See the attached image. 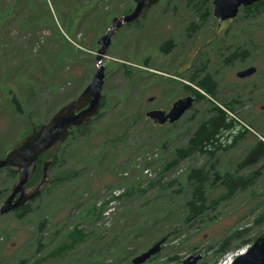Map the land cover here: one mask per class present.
Returning <instances> with one entry per match:
<instances>
[{
	"label": "rangeland",
	"instance_id": "1",
	"mask_svg": "<svg viewBox=\"0 0 264 264\" xmlns=\"http://www.w3.org/2000/svg\"><path fill=\"white\" fill-rule=\"evenodd\" d=\"M34 1L36 5L43 3V0ZM179 1L183 0H161L142 17L139 26L128 29L124 27L113 38L112 46L103 58L106 75L103 93L109 98V105L86 129L87 139H81L78 147L66 146L63 163L49 169L48 182L42 189L52 186L55 175L60 172L75 170L78 176H70L63 184L44 193L41 199L34 200V212L26 218L18 220L14 212L0 216V264H19L21 261L33 264L65 241L74 225H80L85 232L94 235L77 246L75 251L49 258L40 264H132L133 258L147 251L153 244L133 256H120L116 252L120 242H124L132 231L133 224L139 223L147 229L142 233L143 237L154 230H163L161 236H169L162 253L148 264H178L196 256H202L198 264L205 261L217 264L221 259L215 263V251L230 234L250 228L246 237L233 238L228 254L248 249L264 234V159L249 167H240L241 160L252 144L257 139L264 141V12L252 20L237 17L238 21H225L220 28L213 9L211 18L202 22L199 16L185 7V0ZM17 3L18 0H0V15L16 12ZM106 4L107 8L116 9L114 17L123 16L121 12L127 6L130 5L132 10L135 6L133 0H112ZM48 7L55 13L54 5L49 1ZM17 20L18 17L8 24V30L11 32V42L22 44L24 38L20 37ZM193 26L195 31L187 36L185 30ZM58 28L63 32L59 24ZM237 29H243V33H251V39L246 42V33L242 37L236 32ZM1 32L0 29V41L2 36L6 40ZM74 33L80 39L85 34V26ZM51 36H54L53 29L47 27L40 36L26 39L28 44L23 49L29 51L27 58L18 46L11 47L6 43L0 45V159L24 138L21 134L31 128L33 123L37 126L46 123L55 114L47 99L54 85L59 86L57 98L55 97L57 102L60 104L68 100V103L73 86L75 89L79 88L85 72L91 70L86 84L79 88L81 92L91 82L97 70L96 54L100 48L97 42L94 48L78 56L74 68L70 69L65 65L67 63L55 66L54 71L45 66L38 67V58L30 52L45 50L43 56L46 59L49 53L54 52V47L44 46V40L38 38ZM173 39L176 42L175 49L167 54L163 53L161 47ZM237 44L248 49L250 56L227 61ZM148 56L150 68L141 66L143 58ZM204 63L218 83L216 103L223 107L225 103L235 101L234 113L223 108L250 132L245 139L227 151H218L217 160L224 170L232 173L238 170V175L247 176L251 180L229 198L222 199L220 196L225 194V188L222 180L218 179L209 193V201L218 199L216 204L210 207L199 222L181 226L180 230H177L176 224L182 219L181 212L184 209L173 205L179 196L171 191L177 185L166 192L157 184L146 194L138 191L125 198L121 206L120 201H116L114 210L112 208L113 211H110L105 223L101 225L109 227L122 206L125 209L121 217L123 221H117L115 226H118L106 233L97 222L100 216L95 217L91 211L92 206L103 208V195L112 194V187L122 182L127 191L132 186L141 190L150 179L156 181L162 177V183L178 178L180 180L189 167H199L207 161V157L201 155L183 158L175 169L163 173L164 163L175 157L176 150L187 143L189 132L186 128L194 124L190 117L196 109L204 110L203 102L197 101L193 109L175 126L159 128L146 117L149 109L167 110L174 101L187 96L181 90L182 82L178 77L184 76L182 81L187 82L195 64ZM122 64L136 71L135 75H126ZM250 67L257 69L255 74L246 78L237 76L238 72ZM69 71L71 82L68 78L66 81L62 80L69 77ZM141 71L146 74H139ZM31 84H37L38 93L29 88ZM9 88H14L17 92L25 113L18 114L8 100ZM151 97L154 98L153 102H150ZM144 158L152 162L151 168L142 169ZM139 178L141 183H137ZM18 179L19 175L13 178L9 170L0 169V193L9 194ZM39 180L28 190L35 187ZM5 198H0V207ZM162 211L165 218L156 226L154 220ZM46 218L48 221L45 227L39 230V224ZM260 219L262 220L257 223ZM127 223L129 225L123 230L122 227ZM249 238L251 242L242 245L243 240ZM39 239L44 244L41 249H37ZM136 242L141 240L137 239ZM131 249L130 244L124 246V250ZM174 257L177 258L171 261L170 258Z\"/></svg>",
	"mask_w": 264,
	"mask_h": 264
},
{
	"label": "trees",
	"instance_id": "2",
	"mask_svg": "<svg viewBox=\"0 0 264 264\" xmlns=\"http://www.w3.org/2000/svg\"><path fill=\"white\" fill-rule=\"evenodd\" d=\"M48 1L54 5L55 13H53L48 7ZM107 1L110 2L112 0H43V3L40 5H36L34 0H18V3L15 5V9L18 7L16 12L2 13V15H0V29L2 31L1 33H3L6 37L5 40L2 36L0 45L2 46L4 45V43H6L11 47L14 45L18 46L20 52H23L24 57L27 58V53L29 51L27 49H23V46L28 44L26 39L31 40L34 37H38L45 28L50 27L53 29L54 36L42 38L40 37L38 39H43L45 42L44 46L48 48L53 46L54 52L49 53L46 59L43 56L45 50H38L35 53H33L32 51L30 52L31 55L36 56L38 58V67L45 66L54 71L55 66L57 67L60 64L67 63L65 65H68L70 69L72 67L74 68L76 60H78V56L86 53L88 49L94 48L99 36H101L102 33L104 34V32L107 30V26L112 20L111 18L117 14L115 8H107ZM168 1L171 2L175 0ZM213 1L214 0H185V7L188 10L190 9L191 12H193L195 15L199 16L202 22H207L212 15ZM176 6L174 8V11H176ZM131 11L132 7L129 5L121 12V14L125 15ZM149 11H147L146 14ZM263 12L264 0L257 2L249 7L241 8L240 13L238 15V19L245 18L248 20H252ZM17 17V28L19 30L20 37L22 36L24 38V42L22 44H18L17 42H11V32H9L8 30V24L15 20ZM58 24L62 27L63 32L59 30ZM139 24L140 21L133 26H127V29L129 27L135 28L139 26ZM192 25L194 24L192 23ZM84 26L85 34L80 39L76 38V34L74 33V31ZM185 31L187 33V36H190L193 31H195V27H189ZM243 31V29L236 30V32L239 35H242V37L243 34L246 33V35L248 36L246 40L247 42L249 39H251V33H243ZM235 37L236 36L234 35L233 39H235ZM30 44H33V41H30ZM175 47L176 42L173 39L172 41L165 43L161 47V51L167 54L173 49H175ZM249 56L250 51L248 49H244L243 45L237 44L236 48L231 52L227 61L232 62L235 59L246 58ZM29 60L32 59L29 58ZM122 66L125 69L126 75H128L129 77H132L131 75H135L136 71H134L130 66L126 64H122ZM141 66L150 68V56L143 58ZM90 73L91 70L85 72V76L82 78L79 88L86 84ZM139 74L145 75L146 72L141 71ZM68 75L69 77H65L62 80L66 81L68 78L71 82L72 79L70 80V71L68 72ZM183 77H178L182 82V92L185 94L195 95L196 101L203 102L204 110L199 111L198 109H196L194 111L193 115L190 117L192 119L191 121H194V124L189 125L186 128V130L189 132L187 143L176 150L175 157L170 159L168 162L164 163V172L161 171V173H167L175 169L176 166L179 164L180 160L183 158L201 155L207 157V161L199 167H189L185 175L182 176L180 180H178V178L170 180L166 183H162L160 182L162 177H160L156 181L150 179L151 181L147 184V186H145L141 190L138 187L132 186L127 191L126 186L122 182L112 187L111 190H124V192L119 196H115L113 195V193H110L111 195L109 194L108 196L107 194H104V201L102 203L103 208L101 207L97 209L95 206H92L91 211L96 215L95 217L100 216L97 222L100 228L106 233L111 230H114L118 226V224L117 226H115V223L117 221H119L120 223L123 221L121 217H123L125 212V209L122 206L120 208V211L117 213V218H114V220L111 222V225L109 227L102 226L101 223H105L104 213L110 207L111 202L120 201L121 206L123 205L122 202L125 198L130 197L138 191L142 194H146L157 184H159V186H161V188H163L166 192L168 190H171L174 185H177V188L171 191L173 194L179 196L178 201L173 203V205L177 208L184 209L181 212L182 219L176 224L177 230H180L181 226H186L189 224L193 225L199 222V219L207 213L210 207H213L216 204L218 199L209 201V193L214 188V185L218 179L222 180V184L225 188V194L220 196V198L222 199L229 198L239 189L245 187L246 184L251 180L247 176L243 177L238 175V170H236V172L234 173L229 172L228 170H224L223 168H221L219 160H217L218 157H216L218 151H227L228 149L235 146L240 140L245 139L246 136L250 133L249 129L239 125L235 118H233L224 109L226 108L228 111L234 113V105H236V102L231 101L229 103H225L223 105L224 108L216 103L218 102V83L213 74L210 72V70H207L206 63L201 65L195 64V68L193 69L192 75L186 80L188 83L182 81ZM179 79H177V81H179ZM36 85L31 84L29 85V88L32 89L34 92L38 93ZM194 87H197L200 91L195 89ZM58 88V85H54V88H52V92L49 94L50 96L47 97V99H49L51 102L52 111L54 110L55 113L59 107L63 106V104L68 101L65 100L63 103L60 104L59 102H57L56 98ZM79 88L75 89L73 86V90L69 95L70 99L68 98L69 101L76 98L77 95L81 92ZM8 100L14 106L15 110L18 111V114L25 113L24 105L23 103H21L20 98L14 88L8 89ZM108 105L109 98L105 96L103 99L101 112L98 117L102 115L103 110H105ZM98 117H96L93 121L97 120ZM41 124L44 123H40L38 125ZM89 125L90 123L82 127L73 128L70 131V134L67 140L65 141L64 145L61 146V148L55 155H52L51 153L45 155L49 158H52V164L50 166V169L57 166L59 163H63L64 153L67 149L66 146L78 147L80 145L81 139H87L85 135L86 129L89 127ZM34 126L37 125L33 123L31 125V128L25 130L21 135L25 136L30 133ZM42 159L43 158H41L38 162L37 171L34 173L32 179L30 180L28 184L29 186L34 184L40 178L38 169H40L42 166ZM261 159H264V141L261 139H257L256 143L252 144L251 148L248 150V153L245 158L241 160L240 167H249L252 163L259 162ZM151 163L152 162L148 161L145 158L142 159V169L151 168ZM9 171L11 172V176L13 178L18 175V172L16 170L9 169ZM124 173H127V171H125ZM55 176L56 177H54V181L51 183L52 186L50 185L49 187H45L44 189H42L41 193L35 200L41 199L44 193H49L51 188H54L58 184H63L64 181H67L68 178L77 177L78 172L75 170H71L68 172L63 171L56 174ZM140 179L141 178H139V181L137 183H141ZM32 202L14 211V216L18 220H22L28 215H30L32 212H34ZM164 218V212L162 211V213L155 218V225H159L164 220ZM262 219H264V216H262ZM262 219L258 220L257 223H259ZM47 221V218L44 219L39 224L38 229L42 230L45 227ZM127 225H129V223L125 224L122 229L124 230ZM79 226L80 225H74L73 229L68 233L67 239L65 241L50 250L44 258H40V260L35 261L33 264H40L42 261L47 260L49 258L61 257L66 253L75 251L77 246L81 245L82 243H85L90 239L89 237H92L94 235L85 232ZM133 226L134 227L132 231H130L126 239L123 240L124 242H120V246L118 248V251L116 252L117 255L120 254V256H133L139 251L148 248V246H150L151 244L154 245L160 240H165L166 243V241L168 240V235L161 236V231L163 230L150 231L148 236L143 237L142 233L147 230L146 227L140 223L138 225L133 224ZM249 231L250 228H245L227 236L222 241L219 248L215 251V263H217L227 252H229L234 237H246ZM137 239H140L141 242H136ZM249 242H251V238L243 240L242 245ZM126 244L132 245V249L128 251L124 250V246ZM43 247V240L39 239L37 249H41ZM123 250L125 252H122ZM176 258L177 257L170 259L171 261H174ZM25 262L26 261H21L19 264H25ZM199 264H208V262L205 261Z\"/></svg>",
	"mask_w": 264,
	"mask_h": 264
},
{
	"label": "water",
	"instance_id": "3",
	"mask_svg": "<svg viewBox=\"0 0 264 264\" xmlns=\"http://www.w3.org/2000/svg\"><path fill=\"white\" fill-rule=\"evenodd\" d=\"M133 10L123 16L114 17L108 30L98 38L100 46L96 54V72L91 82L74 99L63 105L51 119L39 126H34L32 131L14 145L11 150L0 159V169H15L20 172L16 184L11 188V193L0 207V216L12 213L39 196L44 185L48 182L51 159H44L42 166V179L38 185L27 190V185L37 171L39 160L46 153L55 155L67 140L73 128L82 127L91 123L101 112L105 97L103 88L105 84V67L103 58L112 46L115 35L126 25L131 26L141 21L147 11L157 6L161 0H133ZM263 0H214L213 15L221 24L227 20H235L240 9L249 7ZM255 67L247 68L237 73L239 78L250 77L255 74ZM195 89L199 90L197 87ZM200 91V90H199ZM195 97L188 95L173 102L171 109L166 112L153 109L146 113V117L154 124H174L179 121L195 104ZM153 98H150V101ZM165 240H160L147 251L132 259V264H148V262L162 252ZM202 256L191 257L178 264H197ZM231 264H264V234L252 246L240 254Z\"/></svg>",
	"mask_w": 264,
	"mask_h": 264
},
{
	"label": "flooded vegetation",
	"instance_id": "4",
	"mask_svg": "<svg viewBox=\"0 0 264 264\" xmlns=\"http://www.w3.org/2000/svg\"><path fill=\"white\" fill-rule=\"evenodd\" d=\"M227 21H233V20L231 19V20H227ZM224 22H225V21H224ZM224 22H222L221 24L217 23L218 27L221 28V27L223 26V23H224ZM127 26H128V25H126V26H124V27H127ZM131 26H133V25H131ZM124 27H123V28H124ZM188 95H193V94H188ZM188 95H187V96H188ZM193 96L196 98L195 95H193ZM185 97H186V96H185ZM151 98H153V97H151ZM153 101H154V98H153V100H151L150 102H153ZM196 102H197V101H196V99H195V103H196ZM172 105H173V103H172ZM172 105H171V107H172ZM194 105H195V104H194ZM171 107H170L169 109L165 110V111L168 112V111L171 109ZM153 109H160V108H151V109H149L148 111L153 110ZM192 109H193V108H192ZM161 110H163V109H161ZM188 112H190V111H188ZM188 112H187V113H188ZM187 113H186V114H187ZM186 114H185V115H186ZM185 115H184L182 118H184ZM182 118H181V119H182ZM181 119H180V120H181ZM149 120H150V119H149ZM180 120H179V121H180ZM150 121H151V120H150ZM179 121H177V122L174 123V124H170V123H167V124H165V125H157V124H154V123H153V124H154L155 126H158L159 128H163V127H165V126H170V127H171V126H174V125H176ZM151 122H152V121H151ZM41 125H42V124H41ZM38 126H39V125H38ZM46 154H49V153H46ZM46 154H45V155H46ZM45 155H44V156H45ZM42 158H43V159H42V166H43V160H44L45 158H44L43 156H42ZM42 166H41L40 169H38V172H39V174H40V178H39L40 180L42 179ZM9 169H10V170H15V169L7 168V170H9ZM49 169H50V168H49ZM16 171H17V170H16ZM17 172H18V171H17ZM18 175L20 176V172H18ZM40 180H39V181H40ZM37 185H38V184H37ZM37 185H36V186H37ZM27 186H28V187H27V190H28L30 186H29V185H27ZM31 186H32V185H31ZM33 188H34V187H32V189H33ZM10 193H11V192H10ZM10 193H9V194H5V195H2V193H0V198H2V197H6V198L4 199V201H3V203H4L5 200L8 198V196L10 195ZM35 199H36V198H35ZM35 199H34V200H35ZM32 201H33V200H32ZM32 201H30L29 203H31ZM197 264H198V263H197Z\"/></svg>",
	"mask_w": 264,
	"mask_h": 264
},
{
	"label": "built area",
	"instance_id": "5",
	"mask_svg": "<svg viewBox=\"0 0 264 264\" xmlns=\"http://www.w3.org/2000/svg\"><path fill=\"white\" fill-rule=\"evenodd\" d=\"M146 171H148V170H146ZM123 193V190H114L113 191V195H115V196H119V195H121ZM114 204H115V202H111L110 203V207L106 210V212L104 213V215H105V218L107 217V216H109V213H110V211L112 210V208H113V210H114ZM112 210V211H113ZM111 211V212H112ZM244 252V250H239V251H237V252H235V253H230V254H228L226 257H225V259L222 261H220L219 263H217V264H226L227 262H229V264H231L234 260H235V258L238 256V255H240V254H242ZM222 262V263H221Z\"/></svg>",
	"mask_w": 264,
	"mask_h": 264
},
{
	"label": "bare ground",
	"instance_id": "6",
	"mask_svg": "<svg viewBox=\"0 0 264 264\" xmlns=\"http://www.w3.org/2000/svg\"><path fill=\"white\" fill-rule=\"evenodd\" d=\"M226 264H229V262H227Z\"/></svg>",
	"mask_w": 264,
	"mask_h": 264
}]
</instances>
